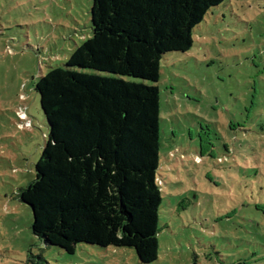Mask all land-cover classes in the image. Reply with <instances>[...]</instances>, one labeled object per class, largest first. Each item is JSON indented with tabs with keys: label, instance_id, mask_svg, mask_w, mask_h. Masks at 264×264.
<instances>
[{
	"label": "rangeland",
	"instance_id": "rangeland-1",
	"mask_svg": "<svg viewBox=\"0 0 264 264\" xmlns=\"http://www.w3.org/2000/svg\"><path fill=\"white\" fill-rule=\"evenodd\" d=\"M91 0H0V264H141L129 247L45 246L18 191L47 135L34 88L90 36ZM158 259L264 264V0H224L163 56Z\"/></svg>",
	"mask_w": 264,
	"mask_h": 264
},
{
	"label": "trees",
	"instance_id": "trees-1",
	"mask_svg": "<svg viewBox=\"0 0 264 264\" xmlns=\"http://www.w3.org/2000/svg\"><path fill=\"white\" fill-rule=\"evenodd\" d=\"M223 1L91 0L90 36L34 86L47 135L18 198L45 246L129 247L141 264L158 259L161 59L188 51Z\"/></svg>",
	"mask_w": 264,
	"mask_h": 264
}]
</instances>
